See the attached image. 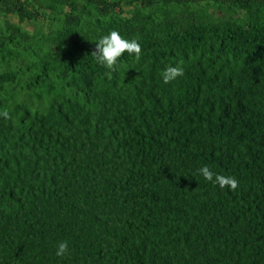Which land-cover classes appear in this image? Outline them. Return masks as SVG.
Returning a JSON list of instances; mask_svg holds the SVG:
<instances>
[{"label": "trees", "instance_id": "1", "mask_svg": "<svg viewBox=\"0 0 264 264\" xmlns=\"http://www.w3.org/2000/svg\"><path fill=\"white\" fill-rule=\"evenodd\" d=\"M4 110L0 264H264V0H0Z\"/></svg>", "mask_w": 264, "mask_h": 264}, {"label": "clouds", "instance_id": "2", "mask_svg": "<svg viewBox=\"0 0 264 264\" xmlns=\"http://www.w3.org/2000/svg\"><path fill=\"white\" fill-rule=\"evenodd\" d=\"M96 45L97 61L107 67H113L118 63L120 57L125 52L129 55L135 54L138 58L142 54V44L138 38H128L123 36L119 30L113 29L108 34L101 36ZM185 72L183 62H177L175 64H168L163 69L161 75L165 84L171 83L179 76H182ZM0 115L5 117L9 116V112L4 110ZM200 175H202L207 181H211L214 184L219 185L221 188L231 187L235 191L238 187L239 181L233 175H226L213 171L209 165H204L198 169ZM70 252L69 242L67 240L60 241L57 245L56 256L64 257Z\"/></svg>", "mask_w": 264, "mask_h": 264}, {"label": "rangeland", "instance_id": "3", "mask_svg": "<svg viewBox=\"0 0 264 264\" xmlns=\"http://www.w3.org/2000/svg\"><path fill=\"white\" fill-rule=\"evenodd\" d=\"M9 19L12 21V22H18V17L16 15H11L9 17ZM22 25L28 29L29 31L33 32L36 28V25L26 21V22H23Z\"/></svg>", "mask_w": 264, "mask_h": 264}]
</instances>
